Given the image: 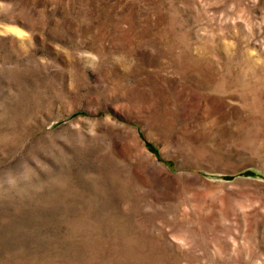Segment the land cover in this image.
I'll return each instance as SVG.
<instances>
[{"label":"rangeland","instance_id":"obj_1","mask_svg":"<svg viewBox=\"0 0 264 264\" xmlns=\"http://www.w3.org/2000/svg\"><path fill=\"white\" fill-rule=\"evenodd\" d=\"M0 264H264V0H0Z\"/></svg>","mask_w":264,"mask_h":264}]
</instances>
